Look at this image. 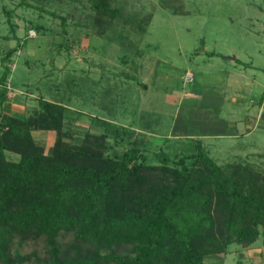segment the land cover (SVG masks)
Returning <instances> with one entry per match:
<instances>
[{
    "label": "rangeland",
    "instance_id": "374dc122",
    "mask_svg": "<svg viewBox=\"0 0 264 264\" xmlns=\"http://www.w3.org/2000/svg\"><path fill=\"white\" fill-rule=\"evenodd\" d=\"M101 4L0 0V117H29L44 99L62 105L69 145L105 130V155L135 144L155 165L162 152L177 160L200 142L220 165L264 172V0H107L108 14ZM31 133L45 153L55 144L56 131ZM73 241L69 232L57 238L61 249ZM7 253L28 257L23 264L48 254L31 234L14 235ZM204 260L264 264V238Z\"/></svg>",
    "mask_w": 264,
    "mask_h": 264
},
{
    "label": "trees",
    "instance_id": "16d2710c",
    "mask_svg": "<svg viewBox=\"0 0 264 264\" xmlns=\"http://www.w3.org/2000/svg\"><path fill=\"white\" fill-rule=\"evenodd\" d=\"M97 1L110 13L107 0ZM6 82L0 78V110ZM62 121V105L44 99L29 117H0V264L29 259L8 255L16 234L45 241L44 264H206L205 256L264 238V172L220 165L200 142L177 160L162 152L155 165L135 144L107 156L105 130L73 146L62 141ZM33 130L57 132L48 152ZM9 151L20 158L8 160ZM62 232L74 239L66 249L57 242Z\"/></svg>",
    "mask_w": 264,
    "mask_h": 264
},
{
    "label": "water",
    "instance_id": "95a60500",
    "mask_svg": "<svg viewBox=\"0 0 264 264\" xmlns=\"http://www.w3.org/2000/svg\"><path fill=\"white\" fill-rule=\"evenodd\" d=\"M231 60H234V57H232Z\"/></svg>",
    "mask_w": 264,
    "mask_h": 264
}]
</instances>
